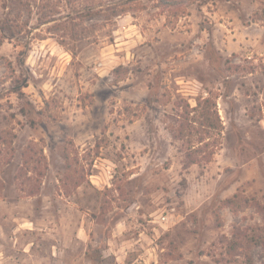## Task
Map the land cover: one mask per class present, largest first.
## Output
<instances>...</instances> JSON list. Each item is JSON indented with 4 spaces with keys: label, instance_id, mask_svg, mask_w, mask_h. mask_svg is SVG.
Masks as SVG:
<instances>
[{
    "label": "rangeland",
    "instance_id": "1",
    "mask_svg": "<svg viewBox=\"0 0 264 264\" xmlns=\"http://www.w3.org/2000/svg\"><path fill=\"white\" fill-rule=\"evenodd\" d=\"M111 4L0 0V264H245L227 248L264 231V0ZM205 97L217 128L175 138Z\"/></svg>",
    "mask_w": 264,
    "mask_h": 264
},
{
    "label": "trees",
    "instance_id": "2",
    "mask_svg": "<svg viewBox=\"0 0 264 264\" xmlns=\"http://www.w3.org/2000/svg\"><path fill=\"white\" fill-rule=\"evenodd\" d=\"M136 1L138 0H115L112 1V4L109 6V13L111 15H117L120 13V11H124L125 7L128 4H133L136 3ZM203 0H155L156 6L162 7V8H167L168 10H170V12H172L173 15H178L179 12H182V9L185 5L187 4H192V3H199ZM203 3V2H202ZM137 5V4H136ZM87 8V13L90 15H93V13H95L93 10L90 11V8H93V6L91 7H86ZM122 10H120V9ZM197 107L201 108V112L200 115L204 118L203 120H198V125L195 126V124H192L191 122H189L187 120V118L181 119V122L178 126V128L173 132V136L177 139H183L184 136L187 137L189 139V141H191V138L194 136H198L197 141L201 142L203 139L206 138V136H204L205 134L208 133L209 131V127H213V128H217V125L219 124H211L208 123L207 120H211V114H214L216 116V118L219 120V116L217 114V110L214 108L215 107V102L212 101V99H210L209 97H205L203 98L201 101L198 102V104L196 105ZM193 121H196L193 119ZM204 145H207V142L204 143ZM202 146L199 148L197 146V148H194V150H192L193 152H187L186 155L188 157V159L191 162H197L199 161L197 159V157H195V153L199 152L202 150ZM213 150H210L208 155L205 156L206 160H209L211 155L213 154ZM236 196V195H235ZM236 200V197H233L231 199H226L223 204L224 205H229L231 207V209L236 208L235 205L237 203L238 208L237 209H243L248 205H253V204H248L249 202H247L246 199H244L243 203L241 202V198L239 200ZM235 203V205H234ZM240 204V206L238 205ZM256 207V206H255ZM258 208V207H257ZM241 245H244V247L246 246V250L243 253V261L245 264H253V259L250 253V249L253 245H261V247L264 249V231L263 233H259L255 236H250V237H244L242 238H238V239H233L231 241H229L228 243V250L229 252L233 249H235L236 247H240Z\"/></svg>",
    "mask_w": 264,
    "mask_h": 264
}]
</instances>
